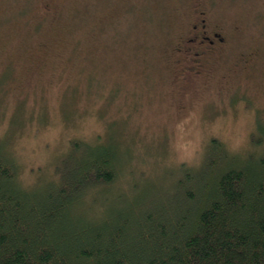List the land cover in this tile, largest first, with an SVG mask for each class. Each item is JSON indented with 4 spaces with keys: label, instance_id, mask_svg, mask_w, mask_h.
Segmentation results:
<instances>
[{
    "label": "rangeland",
    "instance_id": "obj_1",
    "mask_svg": "<svg viewBox=\"0 0 264 264\" xmlns=\"http://www.w3.org/2000/svg\"><path fill=\"white\" fill-rule=\"evenodd\" d=\"M202 1L0 0V139L22 183L51 177L104 120L126 151L113 197L134 181L166 189L210 137L251 149L264 118V0ZM199 9L225 39L194 73L178 48Z\"/></svg>",
    "mask_w": 264,
    "mask_h": 264
},
{
    "label": "trees",
    "instance_id": "obj_2",
    "mask_svg": "<svg viewBox=\"0 0 264 264\" xmlns=\"http://www.w3.org/2000/svg\"><path fill=\"white\" fill-rule=\"evenodd\" d=\"M253 121L244 156L213 136L166 189L134 181L121 197L110 185L126 151L105 120L100 139L74 138L27 185L0 139V264H264V118Z\"/></svg>",
    "mask_w": 264,
    "mask_h": 264
},
{
    "label": "flooded vegetation",
    "instance_id": "obj_3",
    "mask_svg": "<svg viewBox=\"0 0 264 264\" xmlns=\"http://www.w3.org/2000/svg\"><path fill=\"white\" fill-rule=\"evenodd\" d=\"M197 13L199 17L191 22L187 26L188 28L183 29L182 46L178 48V50L184 51L188 67L191 63L194 67L195 62H201L202 58L209 53L221 54L223 52L220 48L224 44L225 34L222 33L219 25L209 26L210 23L204 17L203 9H199Z\"/></svg>",
    "mask_w": 264,
    "mask_h": 264
}]
</instances>
